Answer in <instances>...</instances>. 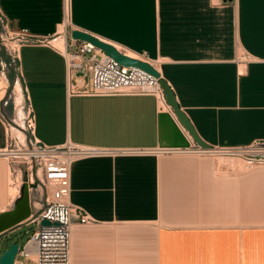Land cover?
Masks as SVG:
<instances>
[{
  "label": "crops",
  "instance_id": "0c3cea01",
  "mask_svg": "<svg viewBox=\"0 0 264 264\" xmlns=\"http://www.w3.org/2000/svg\"><path fill=\"white\" fill-rule=\"evenodd\" d=\"M65 5L0 0V13L12 31L50 38ZM69 18L74 30L157 62L208 148L264 140V0H70ZM19 65L16 86L28 93L45 145L184 150L195 142L167 99L69 93L90 78L69 79L50 46L24 45ZM10 187L0 158V213L16 204ZM71 203L93 222L75 219L69 264H264V167L189 154L91 158L72 167Z\"/></svg>",
  "mask_w": 264,
  "mask_h": 264
},
{
  "label": "built area",
  "instance_id": "2783aa9c",
  "mask_svg": "<svg viewBox=\"0 0 264 264\" xmlns=\"http://www.w3.org/2000/svg\"><path fill=\"white\" fill-rule=\"evenodd\" d=\"M216 1L227 3L229 0ZM69 2L70 0H65L67 17L61 30L50 38H37L26 30L12 31L9 20L0 13V53L4 52L8 58H0V81L5 82V86L0 87V111L11 102L16 111L13 116L3 114L8 144L5 149L0 150V158H4L9 164L10 186L17 192L14 201L22 196L24 185L29 186L32 204V216L29 220L30 224L37 226L30 239L20 247L14 264H69L75 219L81 224L93 222L71 203L72 167L81 160L106 156L189 154L222 162L239 160L248 168L264 167V140L248 146L209 148L194 142L184 150H107L70 141L59 146H48L38 140L35 113L26 90L22 89L23 98L19 103L16 102L15 91L7 96L10 83L7 68L13 67L20 81V50L24 45L43 44L61 53L66 60L69 79L74 78L76 73L89 76V83L80 91L77 90V84H69L68 91L71 94L101 97L154 96L166 102L159 79L139 68L119 64L90 42L73 39ZM57 40L63 42V49L54 44ZM99 40L111 44L101 38ZM114 47L127 57L148 63L159 71L158 63L149 61L144 55L132 58L126 51ZM18 111L23 112V117L18 116ZM18 132L22 135H18ZM43 221H48L50 225L43 226Z\"/></svg>",
  "mask_w": 264,
  "mask_h": 264
},
{
  "label": "water",
  "instance_id": "95a60500",
  "mask_svg": "<svg viewBox=\"0 0 264 264\" xmlns=\"http://www.w3.org/2000/svg\"><path fill=\"white\" fill-rule=\"evenodd\" d=\"M72 37L76 40L92 43L96 47L102 49L108 56L112 57L115 61L123 66L139 68L159 79L166 99L168 103L173 107L180 123L190 133V135L198 145L204 148H208V146L201 140V138L197 134L187 115L181 110L179 104L177 103L176 95L169 86V83L162 78L161 73L157 71L153 66L148 63L127 57L125 54L120 53L113 45L102 42L101 40H99V38L85 31L73 30ZM31 216V194L29 186L25 184L22 190V196L16 201L14 208L10 211L0 213V235L24 224V222L28 221ZM42 225L49 226L50 223L48 221H43ZM19 249L20 245L18 243L12 244L9 249L1 256L0 264H14Z\"/></svg>",
  "mask_w": 264,
  "mask_h": 264
},
{
  "label": "rangeland",
  "instance_id": "374dc122",
  "mask_svg": "<svg viewBox=\"0 0 264 264\" xmlns=\"http://www.w3.org/2000/svg\"><path fill=\"white\" fill-rule=\"evenodd\" d=\"M7 74H8V78H9V82H10L8 93H7V96L9 97V95H11L14 91L16 92L15 86L17 85V83H20V81H19V78L16 75V72L13 69V67L7 68ZM10 75H14V81L13 82L10 79ZM3 86H5V82L0 81V87H3ZM16 93H17V95H19V92H16ZM4 110L9 116H13L16 113V111L14 109L13 102H11L9 104V106L7 108H5ZM10 188H12L13 190L10 191L11 190ZM10 188H9V194L11 196H14L16 194L14 191V188L13 187H10ZM36 228H37V226L35 224H31L29 226H24L19 230L18 234H16L15 236H13L11 238H2L0 240V243H1L0 258L9 249V247L11 246L12 243H18L22 247L30 239V237L32 236V234L34 233Z\"/></svg>",
  "mask_w": 264,
  "mask_h": 264
},
{
  "label": "bare ground",
  "instance_id": "6f19581e",
  "mask_svg": "<svg viewBox=\"0 0 264 264\" xmlns=\"http://www.w3.org/2000/svg\"><path fill=\"white\" fill-rule=\"evenodd\" d=\"M61 27H62V26H61ZM54 44H55L58 48H60V49H63V48H64L63 42H62L61 40H57V41H55ZM127 55L130 56V57H132V58H139V56H137V55H135V54H133V53H130V52H127ZM15 90H16V92H19V95H17V93L15 92V95H16V102L19 103L20 101H22V98H23V93H22L21 85L18 84V86H15ZM18 116H19V117H23V112H22V111H18ZM18 135H22V134H20V133L18 132ZM10 189H11L10 191L13 190L12 188H10ZM14 191H15V193H17L15 189H14Z\"/></svg>",
  "mask_w": 264,
  "mask_h": 264
},
{
  "label": "trees",
  "instance_id": "16d2710c",
  "mask_svg": "<svg viewBox=\"0 0 264 264\" xmlns=\"http://www.w3.org/2000/svg\"><path fill=\"white\" fill-rule=\"evenodd\" d=\"M2 56H3V57H6V54L3 52V53H2ZM6 59L8 60V58H7V57H6Z\"/></svg>",
  "mask_w": 264,
  "mask_h": 264
}]
</instances>
